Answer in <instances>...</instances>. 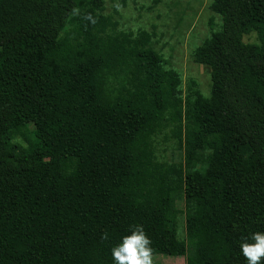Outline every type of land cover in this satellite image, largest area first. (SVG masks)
I'll use <instances>...</instances> for the list:
<instances>
[{"label": "trees", "instance_id": "16d2710c", "mask_svg": "<svg viewBox=\"0 0 264 264\" xmlns=\"http://www.w3.org/2000/svg\"><path fill=\"white\" fill-rule=\"evenodd\" d=\"M210 8L221 29L194 51L205 96L105 0H0V264H114L138 224L175 264H246L242 240L264 232V0ZM167 117L182 163L152 186Z\"/></svg>", "mask_w": 264, "mask_h": 264}, {"label": "rangeland", "instance_id": "374dc122", "mask_svg": "<svg viewBox=\"0 0 264 264\" xmlns=\"http://www.w3.org/2000/svg\"><path fill=\"white\" fill-rule=\"evenodd\" d=\"M122 0H105L107 15L113 16L120 23V28L133 32L155 30L151 47L159 52L167 68L177 69L183 80V89L191 81L205 96H210L212 87L211 70L194 59L195 49L213 32L221 29L222 17L211 10L212 0H129L125 6ZM213 19V21H212ZM212 21V23H211ZM246 42H258L256 32L245 35ZM167 117L162 121L159 130L153 136L155 162L161 165L152 180L157 184L158 173L168 170L169 183L175 181L176 170L182 163L177 139L172 135L176 128ZM16 136V135H15ZM32 139L30 133L16 136L15 140L26 146ZM183 207V202H179ZM186 222L180 218L179 237L185 238ZM184 256L154 254V264L184 263Z\"/></svg>", "mask_w": 264, "mask_h": 264}, {"label": "clouds", "instance_id": "9594fccd", "mask_svg": "<svg viewBox=\"0 0 264 264\" xmlns=\"http://www.w3.org/2000/svg\"><path fill=\"white\" fill-rule=\"evenodd\" d=\"M72 14L79 15L78 8L72 9ZM92 25L98 21L91 14L87 13L82 17ZM101 239H109L107 231L103 232ZM240 249L246 264H262L264 261V232H255L250 238L242 240ZM154 252L152 241L144 230L143 225L130 227V234L122 237L120 243L111 249L114 264H154Z\"/></svg>", "mask_w": 264, "mask_h": 264}]
</instances>
